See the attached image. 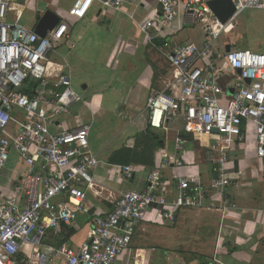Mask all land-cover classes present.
Returning a JSON list of instances; mask_svg holds the SVG:
<instances>
[{
    "label": "built area",
    "instance_id": "1",
    "mask_svg": "<svg viewBox=\"0 0 264 264\" xmlns=\"http://www.w3.org/2000/svg\"><path fill=\"white\" fill-rule=\"evenodd\" d=\"M14 1L0 0V173L12 157L23 169L13 185L9 181L0 190V264H117L150 209L162 224H172L180 209L207 208V189L197 176L179 177L169 195L155 168L143 189L124 191L109 211L91 215L81 243L45 246L51 230L76 228L79 216L88 212L87 191L95 186L93 173L101 161L89 148V123L72 129L58 124L80 99L65 66L49 56L67 25L59 23L41 37L20 23ZM209 1L158 0V12L140 29L153 44L157 32L178 16L201 27V45L182 43L166 54L175 96L153 92L146 110L151 127L166 129L167 123L180 121L182 131L208 141L216 173L208 187L222 193L233 175H241L231 167L233 150L246 148L250 128L255 155L264 157V52L226 51L220 39L236 15L264 9V0H232L235 12L225 23ZM102 5L119 11L123 0H102ZM227 75L230 82L223 86L220 79ZM186 144L180 139L178 151ZM164 157L178 166L185 162L180 153ZM120 170L125 179L132 178V165ZM225 202L228 206L227 197Z\"/></svg>",
    "mask_w": 264,
    "mask_h": 264
},
{
    "label": "crops",
    "instance_id": "2",
    "mask_svg": "<svg viewBox=\"0 0 264 264\" xmlns=\"http://www.w3.org/2000/svg\"><path fill=\"white\" fill-rule=\"evenodd\" d=\"M13 6L27 29L34 31L46 11L67 25L49 56L65 66L80 99L58 124L72 129L89 123V148L101 161L93 173L95 186L87 191L88 212L79 216L76 228L71 227L74 234L64 242L75 246L85 240L91 215L109 211L122 192L143 189L148 173L158 168L169 195L179 177L197 176L207 189V208L180 209L172 224H162L155 209H150L117 264H218L215 258L222 264H264V157L255 155L252 129L246 148L233 150L231 167L241 175H233L231 185L221 193L208 187L216 173L206 139L186 133L190 139H184V152L178 151L179 133L184 132L180 121L167 123L166 129L149 124L147 97L153 92L176 94L166 54L182 43L201 45V27L193 25L199 27L197 31L178 16L157 32L151 44L140 24L158 12V0H123L119 11L104 8L102 0H15ZM248 10L247 18L239 19V13L221 35L225 50L229 46L264 52V37H256L263 32L264 9ZM9 19H13L12 12ZM235 25L246 27L244 34L255 38H249L248 47L232 44L229 35ZM229 79L227 75L220 82L226 86ZM153 137L162 140L163 146L157 147ZM179 153L185 159L181 166L164 157ZM125 165L134 167L131 179L121 173ZM22 169L12 157L0 173V190L9 181L13 185ZM58 229L46 235L45 239L52 237L45 243L47 248L64 239L57 235Z\"/></svg>",
    "mask_w": 264,
    "mask_h": 264
},
{
    "label": "water",
    "instance_id": "3",
    "mask_svg": "<svg viewBox=\"0 0 264 264\" xmlns=\"http://www.w3.org/2000/svg\"><path fill=\"white\" fill-rule=\"evenodd\" d=\"M209 8L218 18L221 23L227 22L235 12V7L232 0H210ZM59 24V18L51 13L46 11L38 20V23L35 27L34 32L41 37L46 35V32L53 29ZM230 47H226V51H229ZM239 72V70H237ZM217 132L216 129H214Z\"/></svg>",
    "mask_w": 264,
    "mask_h": 264
},
{
    "label": "rangeland",
    "instance_id": "4",
    "mask_svg": "<svg viewBox=\"0 0 264 264\" xmlns=\"http://www.w3.org/2000/svg\"><path fill=\"white\" fill-rule=\"evenodd\" d=\"M250 12H251V10L250 11L246 10V11L242 12L239 19L247 18V16L250 14ZM189 26H193V25H189ZM262 26H263L262 34H257L256 37H264V22H262ZM193 27H196V26H193ZM196 28L198 31L199 27H196ZM246 30H247L246 27L235 25V29L229 35L231 42L235 47L246 48V47H248V45H246V42L250 41L249 38H252V39L254 38L251 33L250 34H248V33L244 34V32H246ZM198 153H201V150L199 148H198ZM51 240H52V237L48 235L47 238L45 239L44 243H50Z\"/></svg>",
    "mask_w": 264,
    "mask_h": 264
},
{
    "label": "trees",
    "instance_id": "5",
    "mask_svg": "<svg viewBox=\"0 0 264 264\" xmlns=\"http://www.w3.org/2000/svg\"><path fill=\"white\" fill-rule=\"evenodd\" d=\"M179 137L181 138V139H187V138H189L190 136H189V134H186V133H184V132H180L179 133ZM153 139L154 140H156L157 142H156V146L157 147H162L163 146V144H164V142L162 141V140H160L159 138L157 139V138H155V137H153ZM190 139V138H189ZM74 234V231H73V229L71 228V227H66V226H61L59 229H58V231H57V235H64V239H61V241H59V242H64V241H67L68 240V238L71 236V235H73Z\"/></svg>",
    "mask_w": 264,
    "mask_h": 264
}]
</instances>
